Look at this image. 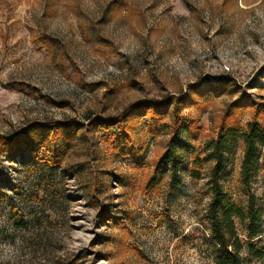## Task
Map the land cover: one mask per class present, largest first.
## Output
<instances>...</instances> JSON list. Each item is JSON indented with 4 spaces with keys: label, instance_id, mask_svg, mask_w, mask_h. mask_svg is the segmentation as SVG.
Returning a JSON list of instances; mask_svg holds the SVG:
<instances>
[{
    "label": "rangeland",
    "instance_id": "1",
    "mask_svg": "<svg viewBox=\"0 0 264 264\" xmlns=\"http://www.w3.org/2000/svg\"><path fill=\"white\" fill-rule=\"evenodd\" d=\"M186 96L196 145L232 102L264 104V0H0V264H216L207 171L146 189L170 131L138 111L117 122ZM67 123L71 136L37 131Z\"/></svg>",
    "mask_w": 264,
    "mask_h": 264
},
{
    "label": "trees",
    "instance_id": "2",
    "mask_svg": "<svg viewBox=\"0 0 264 264\" xmlns=\"http://www.w3.org/2000/svg\"><path fill=\"white\" fill-rule=\"evenodd\" d=\"M189 104L190 97L187 96L170 97L165 102L148 101L132 106L117 120L126 123L130 115L138 111L147 115L154 134L170 131L167 146L154 163L146 189H157L167 178L170 189H174L181 183L183 167H188L194 180L202 179L207 171L210 199L206 224L217 246L216 264H248L251 259H263L264 247L260 246L259 236L264 232V104L251 97L232 102L224 111L216 134L202 141L201 145L195 143L200 132L198 121H184L181 117L182 109ZM171 107V120L168 121L166 113ZM245 108L251 109L253 116L251 120L241 123L237 113ZM75 130L73 123L37 128L44 134L55 131L68 136L74 134ZM21 141L15 140L10 144L3 138L2 142L3 145L18 146ZM67 142H61L60 146L65 147ZM115 142L117 146H122L130 143L131 139L128 134H122ZM239 149L242 155L237 179L240 195L235 196L228 189L232 176V170L228 171V168ZM57 157V154L53 155V158ZM259 178L263 181L261 195L254 187ZM241 229L245 231V237L241 236ZM245 248L249 251V257L242 255Z\"/></svg>",
    "mask_w": 264,
    "mask_h": 264
}]
</instances>
